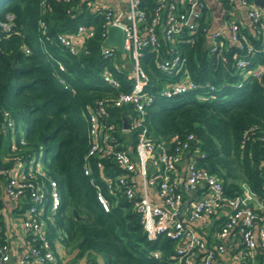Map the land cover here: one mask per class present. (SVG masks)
Segmentation results:
<instances>
[{"label":"trees","instance_id":"obj_1","mask_svg":"<svg viewBox=\"0 0 264 264\" xmlns=\"http://www.w3.org/2000/svg\"><path fill=\"white\" fill-rule=\"evenodd\" d=\"M41 1L0 0V116L7 111L17 129L21 126L26 142L21 153H41L46 174L58 182L61 205L47 220L55 252L60 258L62 248L75 251L77 259L87 257L86 264H179L173 256L175 239L164 233L149 238L134 201L120 190L111 191L96 166V182L84 173V156L90 144L88 109L98 99L133 87L127 70L118 69L103 54L104 13L91 11L86 0ZM223 3L228 6L229 0ZM156 5L157 0L141 2L148 18ZM7 13L13 14L9 30L2 26ZM205 17L204 10L200 28L183 33L175 45L186 56L192 78L210 81L215 89L163 95L164 83L179 80L181 74L161 70L155 49L147 45L141 64L149 75L146 89L154 94V100L147 106L145 124L156 141L193 133L194 146L204 153L198 157V164L216 173L228 194L242 193V183H247L264 202V76L243 77L236 60L244 52L229 40L220 54L212 51L210 34L202 28L209 25ZM80 24L94 25L96 34L86 40L83 51L75 54L58 40V35L74 32ZM241 31L262 48V40L250 30ZM171 45L163 41V56ZM252 58V64L264 62V51ZM60 63L65 70L60 69ZM107 66L120 79L119 88L103 79ZM123 116L129 121L137 116L133 105L112 107L109 118L116 125L120 147H134L139 130L125 131ZM104 164V171L111 177L122 172L108 158ZM99 187L110 199L108 211L97 197ZM26 205L24 202L21 210ZM74 208L83 218L75 217ZM225 219L226 215L217 216L209 233H203L212 244L217 243L214 234ZM260 257L264 264V251Z\"/></svg>","mask_w":264,"mask_h":264},{"label":"built area","instance_id":"obj_2","mask_svg":"<svg viewBox=\"0 0 264 264\" xmlns=\"http://www.w3.org/2000/svg\"><path fill=\"white\" fill-rule=\"evenodd\" d=\"M86 1L91 11L104 13L101 33L103 54L111 58L118 69L124 67L127 70L133 87L129 91L98 99L88 109L90 144L84 156V173L96 182L93 174V166H96L99 177L111 191L120 190L133 200L149 238L164 233L175 239L177 245L173 256L179 264H249L260 250H264V202L257 198L247 183H242V193L228 194L222 179L198 164V157L204 153L194 146L193 133L184 138L176 134L169 141H156L145 124L147 106L153 102L154 94L146 89L149 75L141 64L143 47L151 45L155 49L157 66L161 70L181 74L179 80L164 83L161 89L163 95L171 96L204 87L215 89L210 81L201 82L192 78L186 56L175 45L183 33H194L200 28L204 1L157 0L150 18L141 7L142 0L116 1V4L105 0ZM239 1L248 8L253 23L252 33L262 40V48H257L253 40L241 31L242 26L237 21L228 22L227 37L221 30L211 31L205 25L202 28L210 34L212 51L220 54L228 40L231 41L244 52L236 60L243 77L260 79L264 76V62L252 64V55L264 51V12L255 0ZM6 18L2 26L9 30L13 14L7 13ZM110 25L123 28L125 55L117 46L105 44ZM95 34L94 25L80 24L74 32L60 33L58 40L77 54L85 49L86 40ZM163 41L172 43L165 56L162 55ZM25 51L28 52L29 48L25 47ZM59 67L65 70L64 64L60 63ZM103 79L112 87L121 86L111 66L104 69ZM129 104L133 105L137 116L129 121L127 131L138 129L139 135L134 147H120L116 125L109 117L112 107ZM4 138L8 142L5 152L1 154L0 151V192L18 202L20 208L24 202L27 204L21 210L25 252L19 264H60L47 226V220L53 218L61 205L58 182L46 174L40 153L27 156L21 153L25 138L7 111L0 116V149ZM106 158L118 165L122 172L114 177L106 174ZM186 158L188 161L183 169ZM97 197L103 208L110 210V199L100 187ZM222 214L226 215V219L215 231L217 243L212 244L199 228L210 230L217 216ZM235 234L241 240L239 248L232 240ZM2 235L0 225V237ZM155 255L159 256L160 251H155ZM9 259V244L1 241L0 264Z\"/></svg>","mask_w":264,"mask_h":264},{"label":"crops","instance_id":"obj_3","mask_svg":"<svg viewBox=\"0 0 264 264\" xmlns=\"http://www.w3.org/2000/svg\"><path fill=\"white\" fill-rule=\"evenodd\" d=\"M116 4V1L124 0H105ZM181 2L182 0H176ZM205 3L206 21L211 31L221 30L227 37L229 35L228 22L231 20L240 23L242 28L248 29L252 32L253 23L248 15V8L241 4L239 0H229L228 6H225L223 0H203ZM264 12V6H261ZM127 131V130H126ZM188 159L186 158L182 167H186ZM257 204V202H256ZM258 205V204H257ZM21 208L18 207V202H14L3 192H0V224L3 228V235L0 242L5 241L9 244L10 259L4 264H19L25 252V245L23 241V228L20 222ZM202 233H209L208 228H199ZM234 234V233H233ZM232 240L236 248L241 246V240L238 234L232 236ZM260 250L255 259L251 260L249 264H261ZM60 264H65L66 259L61 254ZM228 259V256H227Z\"/></svg>","mask_w":264,"mask_h":264},{"label":"water","instance_id":"obj_4","mask_svg":"<svg viewBox=\"0 0 264 264\" xmlns=\"http://www.w3.org/2000/svg\"><path fill=\"white\" fill-rule=\"evenodd\" d=\"M260 6H264V0H255ZM106 45H115L118 47L119 51L122 53V55H125V45H124V30L122 27L118 25H110L108 27V37L105 41ZM14 65V62H12ZM123 122H124V129H129L130 124L127 117L123 116ZM0 168H2V165L0 164ZM188 203V201H186ZM73 213L76 218L81 219L83 216L80 215L78 210L76 208L73 209Z\"/></svg>","mask_w":264,"mask_h":264},{"label":"rangeland","instance_id":"obj_5","mask_svg":"<svg viewBox=\"0 0 264 264\" xmlns=\"http://www.w3.org/2000/svg\"><path fill=\"white\" fill-rule=\"evenodd\" d=\"M19 131L21 134L24 133L23 129L21 128V126L19 127ZM7 139L4 138L2 141V145H1V154H3L5 152V149L7 147ZM39 156H41V153L39 154ZM41 159V157H40ZM60 254H62L64 256V258L66 259V263L65 264H86L88 262L87 257H84L82 259H77L75 256V251H71V252H66L65 249H60ZM100 259V257H99Z\"/></svg>","mask_w":264,"mask_h":264}]
</instances>
